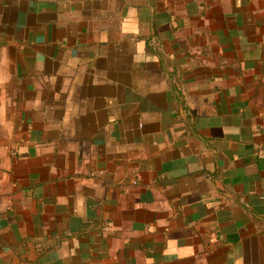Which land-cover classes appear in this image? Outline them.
Segmentation results:
<instances>
[{
    "label": "crops",
    "instance_id": "1",
    "mask_svg": "<svg viewBox=\"0 0 264 264\" xmlns=\"http://www.w3.org/2000/svg\"><path fill=\"white\" fill-rule=\"evenodd\" d=\"M0 264H264V0H0Z\"/></svg>",
    "mask_w": 264,
    "mask_h": 264
}]
</instances>
